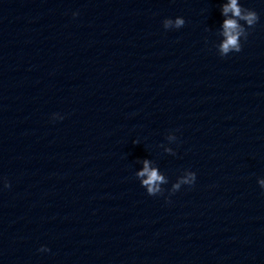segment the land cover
<instances>
[{
	"label": "water",
	"instance_id": "water-1",
	"mask_svg": "<svg viewBox=\"0 0 264 264\" xmlns=\"http://www.w3.org/2000/svg\"><path fill=\"white\" fill-rule=\"evenodd\" d=\"M226 2L0 0V264H264V0L221 57Z\"/></svg>",
	"mask_w": 264,
	"mask_h": 264
},
{
	"label": "clouds",
	"instance_id": "clouds-1",
	"mask_svg": "<svg viewBox=\"0 0 264 264\" xmlns=\"http://www.w3.org/2000/svg\"><path fill=\"white\" fill-rule=\"evenodd\" d=\"M79 13L74 12L73 16ZM221 16L223 17L220 24L221 35L223 37L218 54L221 57H227L232 53H240L242 51V41L246 42L249 36L248 29L254 28L260 20L259 14L250 8L244 7L242 0H227L221 5ZM185 25V19L176 17L175 19H165L163 27L165 30L175 29L179 30ZM64 117L59 114L53 115V120H63ZM172 140H178L174 134L170 137ZM138 143V141H133ZM176 154L174 150H170ZM137 177L141 179L140 186L144 188L149 196L160 195L163 191L162 184H166L167 180L159 173L157 168L151 166V162L147 159L143 161V169L137 173ZM197 175L193 171H185L176 183H174L169 192V196L178 192L182 186H192L196 183ZM3 188H10L11 185L6 179H0ZM258 185L264 189V179L258 180ZM170 202V201H168ZM41 253L50 251L46 246H41L39 249Z\"/></svg>",
	"mask_w": 264,
	"mask_h": 264
}]
</instances>
